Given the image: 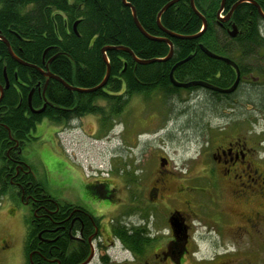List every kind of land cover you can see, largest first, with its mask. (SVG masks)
Masks as SVG:
<instances>
[{"label":"trees","instance_id":"obj_1","mask_svg":"<svg viewBox=\"0 0 264 264\" xmlns=\"http://www.w3.org/2000/svg\"><path fill=\"white\" fill-rule=\"evenodd\" d=\"M126 1L135 7L144 29L156 38L140 31L131 5L123 0H0V34L26 62H18L0 38V84L4 86L0 98V198L11 193L30 204L24 264L82 263L91 253L89 237L99 238L95 230L101 224L100 218L83 206L52 196L26 162L23 148L36 138L31 133L39 122L47 118L54 124L70 123L85 114L98 113L103 126L112 127L130 95L159 91L167 97L181 91L171 82L170 71L188 56L191 58L174 70L177 80L201 79L216 85L232 82L236 73L233 65L207 55L202 44L231 58L242 74L264 75V16L253 1L242 0L230 18L222 20V0H195L201 15L190 0H178L160 17L166 30L177 36L157 22L159 11L171 0ZM238 1H225V16ZM256 2L264 12V0ZM202 16L208 24L201 35L179 37L201 31ZM233 25L237 26L236 35L230 34ZM165 37L174 46L168 59L170 44ZM107 46L112 48L106 50L105 58L102 49ZM121 46L131 48L140 59L155 60L139 63ZM108 64L106 85L93 91L69 89L42 72L50 71L72 85L91 88L103 81ZM221 70L226 71V80L218 76ZM98 98L108 101L109 107L99 105Z\"/></svg>","mask_w":264,"mask_h":264},{"label":"flooded vegetation","instance_id":"obj_2","mask_svg":"<svg viewBox=\"0 0 264 264\" xmlns=\"http://www.w3.org/2000/svg\"><path fill=\"white\" fill-rule=\"evenodd\" d=\"M234 70L235 79L230 83L216 85L206 80L220 90L203 86L190 90L195 95L201 93L198 89L203 88L205 96L202 95V98H206L210 117L200 134L205 161L203 174L191 178L200 185L189 186L192 187L190 191L184 187L183 191L187 195L196 190L195 199L199 202L195 207L203 209L202 232L188 218L189 211L175 204L174 197L182 189L176 186L167 202L159 200L158 195L165 189V180L160 185L155 184L157 180L148 185L144 182L147 171H144L143 165H134V170L130 169V172L136 173L137 168L141 170L139 181H134L131 174H125L126 180L137 185L130 187L128 184L127 195L119 209L120 217L109 227L110 238L106 231L103 238L100 226L95 230L99 238L92 237V243L95 241L98 244L99 254L90 243L91 252L94 250L93 258L96 256L99 264H114L110 248L115 246L116 237L121 248H125L137 262L135 264H192L195 259L205 264H264V125L260 127L261 132L258 125L264 122V75L260 78L255 76L257 72L247 75L240 71L238 84L234 89L227 90L238 77L235 67ZM225 72L219 71L218 76L226 80ZM159 94L164 96L162 92ZM174 94L167 96L175 97L178 92ZM145 96L136 92L129 99H145ZM214 105L218 109H213ZM161 158L159 167L168 168L170 160L166 156ZM159 172H162L161 168ZM99 176L84 184L96 200L95 204L100 205L104 198L118 200L119 196L115 195L117 188L107 178ZM138 189L141 192H137ZM161 217L168 224V231L154 227L151 232L152 226ZM97 218L101 222V217ZM176 222L179 224L177 227ZM115 231L121 237L116 236ZM164 237L167 238L163 241ZM200 243L205 247L202 256L196 253ZM135 248L144 253H138ZM150 255H154L153 260ZM142 257L144 260L140 262Z\"/></svg>","mask_w":264,"mask_h":264},{"label":"rangeland","instance_id":"obj_3","mask_svg":"<svg viewBox=\"0 0 264 264\" xmlns=\"http://www.w3.org/2000/svg\"><path fill=\"white\" fill-rule=\"evenodd\" d=\"M262 30L264 32V24ZM190 90L181 88L175 97H162L159 91L146 94L145 99L132 97L112 127L105 128L98 113L85 114L70 123L61 124H54L45 118L32 130L31 134L36 138L27 141L23 156L52 196L62 202L81 205L101 217L100 231L103 238L105 231L110 238L109 227L120 217L119 209L127 195L128 184L130 187L137 185L133 182L139 181L138 173L141 170L137 168V172L132 174L130 169L134 170L133 166L140 164L147 171V178L144 179L146 184H153L151 181L157 180L155 184L160 185L165 180V189L158 195L159 200L167 202L171 190L173 192L176 186L182 189L174 197L175 204L189 211L188 218L202 232L203 209L195 207L199 202L195 199L196 190L193 189L187 195L183 191L184 187L190 191L192 187L200 185L191 178L203 174L205 161L200 134L210 117L206 98H202V95L205 96L203 88L198 89L201 93L195 95ZM97 103L102 106L109 104L103 98H98ZM212 108H216L215 105ZM258 125L261 132L260 127L264 122ZM161 156L170 160L168 168L159 167ZM159 168L162 172H159ZM101 169H105L104 174H101ZM126 173L131 174L134 181L126 180ZM98 174L117 188L115 195L119 196L118 200L104 198L100 205L95 204L96 200L90 196L84 184ZM137 192H141V189ZM18 196L14 194L13 197L8 193L0 198V264L26 262L24 243L27 219L32 215V210L30 204ZM154 227L168 231V224L162 217L152 226L151 232ZM196 232L199 233L198 230ZM92 239L89 243L99 254L98 244L95 241L93 244ZM114 240L115 246L110 248L114 257L112 263H137L125 248H121L117 237ZM204 250V245L200 243L196 253L202 256ZM150 258L153 260L154 255H150ZM143 260V257L139 259L140 262ZM89 264H99L96 256ZM192 264L205 263L195 259Z\"/></svg>","mask_w":264,"mask_h":264},{"label":"water","instance_id":"obj_4","mask_svg":"<svg viewBox=\"0 0 264 264\" xmlns=\"http://www.w3.org/2000/svg\"><path fill=\"white\" fill-rule=\"evenodd\" d=\"M123 1L125 2V4H127V5H131V4L128 3L126 0H123ZM176 1H178V0H171V1H169L168 3H166V4L163 6V8H162V9L159 11V13H158V16H157V22H158V24L160 25V27H161L162 29H164L165 31H168V30H166V28L162 25L161 20H160V17H161V15H162V13L164 12V10L167 9L170 5H172V4L175 3ZM225 1H226V0H222L221 7H220V9H219V13H220V11L223 10V8H224V6H225ZM241 1H242V0H239V1L233 6V8L229 11V13H228L226 19H227V18H230L231 14H232V12H233V10H234V8H235V7L237 6V4H238L239 2H241ZM251 1H253V2L256 4V6L258 7L259 11H260L261 14L264 16V12L262 11V9H261L259 3L256 2V0H251ZM190 4H191V6L196 10V12L200 14L199 10L196 8L195 0H190ZM131 8H132V12H133V18H134V21H135L136 25L138 26V28L140 29V31H141L142 33H144L147 37H150V38H156L155 36H152L151 34H149V33L144 29V27L141 25V23H140L139 20H138L137 12H136L135 7H134L133 5H131ZM200 15H201V14H200ZM202 19H203L204 23H203V28H202L201 31H199L197 34L192 35V36H183V35H180L179 37H187V38H191V37H197V36L201 35V33L203 32V30L206 29L207 24H208V21H207L206 17L202 16ZM168 32H169L170 34L174 35V36H177V35H178V34H176V33L170 32V31H168ZM236 32H237V26H236V25H233L232 29H230V34H231V35H236ZM2 38H3L4 41L7 43L8 48H9V51H10V53L12 54V56H13L18 62L26 64L25 61H23L21 58H19V57L13 52L12 48L10 47V43H9V41H8L6 38H4V37H2ZM163 39H165V40L170 44V52H169V54H168V55L166 56V58H165V59H168V58H170V57L173 55V52H174V46H173L172 41H171L169 38L165 37V38H163ZM109 48H112V47L107 46V47H104V48L102 49L103 52H104V57H105V58H106V56H105V54H106V50H108ZM121 48H124L125 50L129 51V52L132 54V56L134 57V59H136V61L139 62V63H147V62H151V61L155 60L154 58H152V59H140V58H138V57L135 55V53L133 52V50H132L131 48H129V47H125V46H121ZM201 48H202V50H203L207 55H209L210 57H214V58H217V59L224 60V61H226L227 63L232 64V65L237 69V75H238V77H237L236 81L234 82V85H233L231 88L227 89V90H232V89H234V87L238 84V82H239V78H240V69H239L238 65H237L232 59H230L229 57L224 56V55L217 54L216 52L210 50L208 47L204 46L203 44L201 45ZM190 58H191V56H188L187 58H185V59H183V60H180L179 62H177V63L173 66L172 70L170 71V80H171V82H172L175 86H178V87L203 86V87H208V88H213V89H216V90H220V88H219L218 86H215V85H213V84L207 82L206 80L196 79V80H190V81L183 82V81H179V80H177V79L175 78V76H174V70H175V68H176L178 65L182 64L183 62L189 60ZM107 61H108V59H107ZM42 72H43L45 75H47L48 77H53V78H56V79L60 80V81H61L66 87H68L69 89H72V90H78V91H93V90H96V89L101 88V87H103V86L106 85L107 80H108V77H109V75H110V66H109V64H108L107 73H106V76H105V78L103 79V81L100 82V83H99L98 85H96L95 87H91V88H81V87H79V86L72 85V84L66 82V81H65L63 78H61L60 76H58V75H56V74H54V73H52V72H50V71H43V70H42ZM0 91H1V96H0V98H2V96H3V94H4V87H3L2 84H0ZM44 107H45V105L43 106V108H44ZM43 108H41V109H35L34 111H36V112H40V111H42ZM163 162H164V161H163ZM163 162H162V164H163ZM175 226L177 227V226H179V224L176 222V223H175ZM89 239H90V241H91L92 237H90ZM93 257H94V250H92L90 256H89L85 261H83L82 263H79V264H88V263L93 259Z\"/></svg>","mask_w":264,"mask_h":264},{"label":"bare ground","instance_id":"obj_5","mask_svg":"<svg viewBox=\"0 0 264 264\" xmlns=\"http://www.w3.org/2000/svg\"><path fill=\"white\" fill-rule=\"evenodd\" d=\"M85 2V1H84ZM221 4V3H220ZM0 38H2V35H0ZM7 47H8V45H7ZM8 50H9V48H8ZM19 57V56H18ZM7 86H8V84H7Z\"/></svg>","mask_w":264,"mask_h":264},{"label":"crops","instance_id":"obj_6","mask_svg":"<svg viewBox=\"0 0 264 264\" xmlns=\"http://www.w3.org/2000/svg\"><path fill=\"white\" fill-rule=\"evenodd\" d=\"M58 129H59V133H61V127H59ZM59 133H58V135H59Z\"/></svg>","mask_w":264,"mask_h":264}]
</instances>
